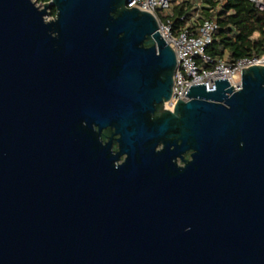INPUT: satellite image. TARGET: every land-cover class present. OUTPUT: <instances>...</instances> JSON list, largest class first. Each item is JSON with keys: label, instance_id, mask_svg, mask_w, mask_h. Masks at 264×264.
Wrapping results in <instances>:
<instances>
[{"label": "water", "instance_id": "95a60500", "mask_svg": "<svg viewBox=\"0 0 264 264\" xmlns=\"http://www.w3.org/2000/svg\"><path fill=\"white\" fill-rule=\"evenodd\" d=\"M126 3L0 0V264H264V66L164 109Z\"/></svg>", "mask_w": 264, "mask_h": 264}, {"label": "built area", "instance_id": "2783aa9c", "mask_svg": "<svg viewBox=\"0 0 264 264\" xmlns=\"http://www.w3.org/2000/svg\"><path fill=\"white\" fill-rule=\"evenodd\" d=\"M255 7L264 11V0H248ZM127 7L152 13L158 22V31L176 55V68L173 75L172 92L169 99L163 102V108L172 110L177 100L186 101L185 95L190 85L205 84L210 88L216 79H227L237 90L240 88L241 71L253 66H264V54L246 56L233 62L225 59L213 61L205 50L212 41L218 23L216 18L204 19L191 27L190 22L196 21V15L185 26L174 29L171 18V0H127ZM159 10L167 13L160 16ZM204 64L213 65L210 68Z\"/></svg>", "mask_w": 264, "mask_h": 264}, {"label": "trees", "instance_id": "16d2710c", "mask_svg": "<svg viewBox=\"0 0 264 264\" xmlns=\"http://www.w3.org/2000/svg\"><path fill=\"white\" fill-rule=\"evenodd\" d=\"M49 12L54 16L55 8L51 6ZM195 15L196 21H191ZM171 18L174 29L190 21L191 27H195L196 22L204 19H217L218 28L205 50L213 61L233 62L264 54V11L248 0H171Z\"/></svg>", "mask_w": 264, "mask_h": 264}, {"label": "rangeland", "instance_id": "374dc122", "mask_svg": "<svg viewBox=\"0 0 264 264\" xmlns=\"http://www.w3.org/2000/svg\"><path fill=\"white\" fill-rule=\"evenodd\" d=\"M38 6H43V4L45 3V2H43V1H39V0H33ZM46 2H48V1H46ZM50 9V8H49ZM49 9H48V11H49ZM167 13V11L166 10H159L158 11V14L160 15V16H162V15H164V14H166ZM54 16H52V15H50V12L46 15V19H48V20H50V19H52Z\"/></svg>", "mask_w": 264, "mask_h": 264}, {"label": "flooded vegetation", "instance_id": "af4514ba", "mask_svg": "<svg viewBox=\"0 0 264 264\" xmlns=\"http://www.w3.org/2000/svg\"><path fill=\"white\" fill-rule=\"evenodd\" d=\"M160 110H161V108L158 107V109H157V111H156V113H155L154 115L156 116L157 114H159V113H160ZM106 132H107V131H106Z\"/></svg>", "mask_w": 264, "mask_h": 264}, {"label": "bare ground", "instance_id": "6f19581e", "mask_svg": "<svg viewBox=\"0 0 264 264\" xmlns=\"http://www.w3.org/2000/svg\"><path fill=\"white\" fill-rule=\"evenodd\" d=\"M173 110V109H172Z\"/></svg>", "mask_w": 264, "mask_h": 264}]
</instances>
